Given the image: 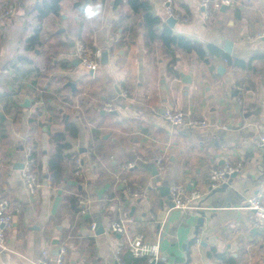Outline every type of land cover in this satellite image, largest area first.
Masks as SVG:
<instances>
[{"label": "crops", "instance_id": "obj_1", "mask_svg": "<svg viewBox=\"0 0 264 264\" xmlns=\"http://www.w3.org/2000/svg\"><path fill=\"white\" fill-rule=\"evenodd\" d=\"M43 1L0 0L13 11L0 19V199L5 190L15 215L0 264H40L43 251L55 256L63 248L65 264H119L117 256L137 264L126 237L112 230L128 216L134 219L129 236L159 244L158 264H264V235L252 226L248 205L264 189V148L258 146L264 134V0H237L209 21L200 0H174L175 12L188 18L171 28L175 34L219 50L208 53L207 62L175 50L176 76L162 42L152 52L146 47L142 15L128 0H90L87 15L74 7L85 0H61L59 14L41 18L36 7ZM147 1L163 30L164 0ZM37 30L39 39L29 47ZM77 41L93 58L108 51V64L94 72L78 65ZM229 41L230 55L224 51ZM28 96L31 107L24 108ZM107 103L113 111L104 109ZM166 110L209 127L173 128ZM70 123L78 128L69 139L73 158H65L62 182L53 185L51 136ZM22 146H32L37 160L42 186L35 196L16 169ZM159 156L165 170L154 176ZM129 163L138 167L127 169ZM226 164L240 171L217 192L223 184L211 189L210 172ZM172 182L202 194L200 211L177 209L162 196L159 187ZM105 197L110 200L103 207Z\"/></svg>", "mask_w": 264, "mask_h": 264}, {"label": "built area", "instance_id": "obj_2", "mask_svg": "<svg viewBox=\"0 0 264 264\" xmlns=\"http://www.w3.org/2000/svg\"><path fill=\"white\" fill-rule=\"evenodd\" d=\"M166 8V14L169 17H173L177 23H187L188 18L177 14L174 10V0H164ZM203 10L204 18L206 21L212 20L217 13L221 11L223 7L235 8L237 6V0H200L199 3ZM12 9L4 3H0V19H6L11 17ZM264 36V34H263ZM74 56L80 60L81 65L85 68L96 71L101 64V51L96 53V57L93 58L86 48L83 42L77 41L74 48ZM227 62V60H226ZM122 97H127L126 93H121ZM113 103H107L105 110L107 112L113 111ZM164 119L173 128H188L192 130H205L209 127V123L206 120L191 119L185 113L181 111L166 110L163 114ZM258 146L264 148V134L259 137ZM23 168L21 169V175L23 181L27 187V190L31 196L37 195L41 188L40 175L38 171L37 160L34 157L33 147L27 146L23 150ZM76 167L80 168V157L76 158ZM155 165L159 172L165 170V163L161 156L155 160ZM136 163H129L127 169L137 168ZM240 171V165L233 166L226 164L222 168L212 169L210 172V184L212 188H217L219 185L227 183L230 177ZM51 181V178L49 179ZM170 189V201L175 208L181 209L185 212H198L200 211L202 194L199 191H190L185 184L180 182H172L169 185ZM109 197H105L102 200L103 207H106L109 202ZM249 208L251 210V223L254 228H257L264 235V189L259 191L254 197L248 201ZM85 201H78V210L80 213L84 211ZM14 208L11 200L7 197L5 190L2 193L0 199V249L2 251L8 250L6 232L13 227L14 224ZM134 222L132 217H125L113 223V232L126 237L127 249L132 257L139 261V264H157L162 260L159 244L149 241L142 234H135L129 236V225ZM96 225L92 226L95 230ZM119 264H124L122 260L117 256ZM40 264H65V249H61L58 256H52L49 251H43L39 260Z\"/></svg>", "mask_w": 264, "mask_h": 264}, {"label": "trees", "instance_id": "obj_3", "mask_svg": "<svg viewBox=\"0 0 264 264\" xmlns=\"http://www.w3.org/2000/svg\"><path fill=\"white\" fill-rule=\"evenodd\" d=\"M122 2V0H117ZM131 8L137 13H141L143 18V26L145 29L146 37V47L152 52L153 45L155 42H162L165 49L170 50V56L173 57V61L170 64L169 72L171 75H177V72L174 70V51L177 49H183L187 52H195L198 54L199 58L208 61L207 54H216L219 53V50L213 46H209L206 50L202 45L195 43L192 40L187 38L178 37L175 34V31L168 27L164 23L163 30H160L162 21L160 18L156 17L152 13V8L150 3L147 0H128ZM61 0H45L42 3L38 4L36 9L39 12V17L46 18L52 14L57 15L60 12ZM39 30L36 34L32 36L29 40V47H31L39 39ZM229 63H232L229 57H226ZM78 134V128L75 124L70 123L67 125L66 132H56L51 136V143L55 146V154L52 156L49 162L51 178L53 185L61 184L62 182V172H63V163L65 158H73L72 154H68L72 148L70 143V137L74 138ZM77 157V154L74 155V158ZM76 159V158H75ZM139 264V261H136ZM158 264V263H157Z\"/></svg>", "mask_w": 264, "mask_h": 264}, {"label": "water", "instance_id": "obj_4", "mask_svg": "<svg viewBox=\"0 0 264 264\" xmlns=\"http://www.w3.org/2000/svg\"><path fill=\"white\" fill-rule=\"evenodd\" d=\"M74 7H75V8H76L81 14H83V15H87V14L89 13L90 8H91V3H90V0H85L84 3H82V2H76V3L74 4ZM226 9H227L226 7H223V8L221 9V11L224 12V11H226ZM176 24H177V21H176L173 17H169V18L166 20V25L169 26L170 28H175V25H176ZM232 46H233L232 42L229 41V42L226 43V46H225V48H224V51H225L226 54L230 55V54L232 53ZM108 62H109V52H108V51H104V52H102V54H101V63H102L103 65H106V64H108ZM77 64H78V65L81 64L80 60H78V59H77ZM218 70H219V73L222 74L223 72H225V67H224L223 65H219V66H218ZM91 74H92V73H91ZM181 77L183 78V83H185V84H192V79H191L190 75H188L187 78H186L185 75L181 74ZM69 85L73 86L72 83H70ZM31 103H32V100H31L30 97L28 96V97L25 99V101L23 102L22 106H23L24 108H30V107H31ZM21 150H24V146H22ZM22 168H23V164H20L19 166L16 167V169H20V170H21ZM152 173H153L154 176H159V173H160V172L158 171L157 167L155 166V167H153V169H152ZM237 175H238V172L234 173V174L230 177V179H229V181H228L229 183H224V184L222 185V187L219 188L218 190H217V188H218V187H217V188H216L217 192H218V191L221 192L222 190H227V189L230 187V185H231V183H232V180H233L234 178H236ZM159 189H160V191H161L163 197H168V198L170 199V189H169V186H167V185H163V186L159 187ZM211 189H212V187H211ZM173 206H174V205H173ZM202 216H204V213H202ZM202 219L204 220V218H202ZM202 219H201V221H203ZM201 221H200V222H201ZM95 229H97V234H101V233L104 232L102 226H99V225H98V226H96ZM101 229H102V230H101ZM98 230H101V231H98ZM120 236H121V235H120ZM59 253H60V249H59L58 252L55 254V256H58Z\"/></svg>", "mask_w": 264, "mask_h": 264}]
</instances>
